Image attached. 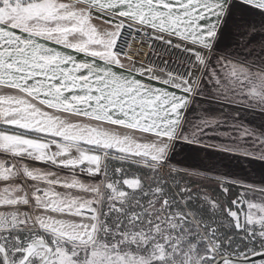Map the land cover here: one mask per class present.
<instances>
[{"label":"snow or ice","instance_id":"snow-or-ice-1","mask_svg":"<svg viewBox=\"0 0 264 264\" xmlns=\"http://www.w3.org/2000/svg\"><path fill=\"white\" fill-rule=\"evenodd\" d=\"M0 264H264V0H0Z\"/></svg>","mask_w":264,"mask_h":264},{"label":"crops","instance_id":"crops-1","mask_svg":"<svg viewBox=\"0 0 264 264\" xmlns=\"http://www.w3.org/2000/svg\"><path fill=\"white\" fill-rule=\"evenodd\" d=\"M244 117H242V119H243ZM250 119V118H249ZM255 123H257V124H259V119L257 118V120L256 121H254ZM183 158V154H181V156L180 157H178V159H182ZM192 162H197V161H192Z\"/></svg>","mask_w":264,"mask_h":264}]
</instances>
